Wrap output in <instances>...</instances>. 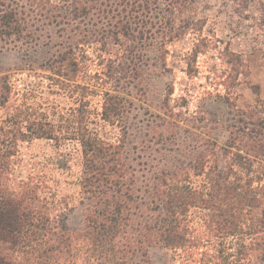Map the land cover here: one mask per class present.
Masks as SVG:
<instances>
[{"label": "rangeland", "instance_id": "obj_1", "mask_svg": "<svg viewBox=\"0 0 264 264\" xmlns=\"http://www.w3.org/2000/svg\"><path fill=\"white\" fill-rule=\"evenodd\" d=\"M174 26L177 36L170 37L165 25L158 36L165 46L143 49L141 61L127 60L114 44L75 47L78 65L69 67L65 78L41 66L57 50L48 32L42 31L33 42L26 36L0 39V99L4 76L13 87L9 102L0 104V125L13 105L23 103L47 112L55 123L64 121L68 130L80 129L77 121L87 116L90 129L125 145L126 163L137 169L136 185L142 192L153 193L158 177L170 180L174 171L175 182L205 190V174L188 167L204 157L207 170L218 167L232 180L240 176L252 179L254 187L264 184L259 177L263 153L255 158L242 150L253 161L249 170L234 159L237 147L227 153L223 149L239 129L248 134L252 129L264 131L258 124L264 117V0H181ZM47 29L54 42L65 40L55 26ZM107 94L124 102L120 122L103 119ZM19 151L23 170L34 166L44 180L42 195L52 202V211L63 212L69 227L81 231L87 204L80 184V142L35 138L20 142ZM181 168L187 173L179 176ZM160 211L162 207L151 210L147 203L141 211L144 217L134 220L132 227L140 229L150 221L157 225ZM179 219L187 242L176 248L164 246L150 231L148 237L128 227V239L143 241V250L134 256L136 264H264L261 200L255 207L234 210L211 199L208 206H190ZM70 262L89 264L82 254Z\"/></svg>", "mask_w": 264, "mask_h": 264}, {"label": "trees", "instance_id": "obj_2", "mask_svg": "<svg viewBox=\"0 0 264 264\" xmlns=\"http://www.w3.org/2000/svg\"><path fill=\"white\" fill-rule=\"evenodd\" d=\"M180 2L0 0V39L26 36L33 42L43 36L42 31L48 32L49 42L55 43L57 50L41 66L55 70L65 78L69 67L78 65L74 52L75 47L81 45H117L131 62L134 58L137 61L143 59V49L157 47L156 44L162 49L165 43L159 44L158 36L164 32L165 25L171 30L170 37L177 36L174 23ZM53 26L65 40L53 41L47 31ZM12 88L8 76H4L2 106L9 102ZM123 103L118 96L114 98L107 94L103 119L120 122ZM60 122L55 123L47 112L23 103L13 105L0 125V264H68L79 254L89 264H136L134 256L143 250V241L139 237H126L130 234L129 226L143 236L149 237L147 231H150L164 246L176 248L187 242L186 227L182 226L179 217L190 206L204 203L208 206L210 200L216 198L234 210L255 207L260 200L264 203V195L259 197L264 193V184L254 187L252 179L243 180L240 176L232 180L228 172L218 167L207 170L205 157L201 159L204 161H195L188 166L205 174V190L175 182L178 173L174 171L170 180L158 177L159 183L154 185L153 193L151 190L142 192V187L136 185L137 169L126 163L128 152L124 144L107 141L90 129L87 116L77 121L80 129L68 130V124L65 126L64 121ZM258 124L264 128V117ZM239 130L232 134L223 149L227 153L237 147L239 150L234 158L237 164L251 170L253 161L247 155L258 158L259 154H264V131L252 129L248 134L244 129ZM35 138L80 142L83 153L80 184L87 204L85 227L81 231L69 227L63 212L52 211L49 206L52 202L42 195L44 180L35 174V167L23 170L20 142ZM186 168L179 169V176L181 171L187 173ZM131 169L133 172L129 175ZM259 177L261 182L264 164ZM148 193H152L150 202H147ZM147 203H151V210L162 207L159 213L162 220L156 222L157 225L150 221L144 226L138 221L136 224L141 228L132 227L134 220L144 217L141 211ZM143 228L145 232H142ZM120 236L126 239L125 242L120 241ZM143 252V255L147 254L146 250Z\"/></svg>", "mask_w": 264, "mask_h": 264}]
</instances>
